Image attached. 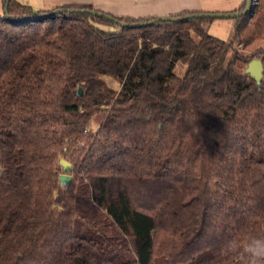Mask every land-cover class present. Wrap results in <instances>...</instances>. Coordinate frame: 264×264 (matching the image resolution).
<instances>
[{"label": "trees", "instance_id": "trees-1", "mask_svg": "<svg viewBox=\"0 0 264 264\" xmlns=\"http://www.w3.org/2000/svg\"><path fill=\"white\" fill-rule=\"evenodd\" d=\"M203 12L148 23L161 16L8 1L0 264H252L248 248L264 256V0L234 17L224 40ZM254 58L259 84L244 71ZM60 157L72 164L67 187Z\"/></svg>", "mask_w": 264, "mask_h": 264}, {"label": "crops", "instance_id": "crops-1", "mask_svg": "<svg viewBox=\"0 0 264 264\" xmlns=\"http://www.w3.org/2000/svg\"><path fill=\"white\" fill-rule=\"evenodd\" d=\"M34 9L51 8L63 3H90L118 17L168 16L187 9L206 11H231L242 0H18ZM0 0V14L3 13Z\"/></svg>", "mask_w": 264, "mask_h": 264}, {"label": "water", "instance_id": "water-1", "mask_svg": "<svg viewBox=\"0 0 264 264\" xmlns=\"http://www.w3.org/2000/svg\"><path fill=\"white\" fill-rule=\"evenodd\" d=\"M8 1L9 0H6L5 4H4V8H3V13H6V10H7V4H8ZM256 4V0H246V6L245 8L242 10V11H239V12H203L200 14V16H203V17H212V18H224V17H238V16H241L247 12H251L253 7L255 6ZM91 13L93 14H98L99 16H105L109 19H111L112 17L109 16V15H106V14H103L102 12H96L94 10L91 11ZM187 18V16H184V17H180V16H161V17H158L156 19H153V20H150L148 23H152L156 20H166V21H179L181 19H185ZM147 23V24H148ZM122 25H126V23L124 22H121ZM262 62L260 59H257V58H254L252 60H250L244 71L246 73H248L250 75V77H252L255 82L257 84L260 83V80L262 78ZM81 93V88L79 87L78 88V91H77V94L79 95ZM58 164L61 166L62 168V172L61 174H59L58 176V182L60 185H62L63 187H67L68 184L70 183L71 179H72V175L70 174L71 170H72V164L64 159L63 157H60L59 158V161H58Z\"/></svg>", "mask_w": 264, "mask_h": 264}, {"label": "rangeland", "instance_id": "rangeland-1", "mask_svg": "<svg viewBox=\"0 0 264 264\" xmlns=\"http://www.w3.org/2000/svg\"><path fill=\"white\" fill-rule=\"evenodd\" d=\"M209 12H215V11H209ZM218 12V11H217ZM222 12V11H220ZM233 22L234 18L232 17H224V18H215L210 26H209V33L224 40L227 39L230 34L232 33L233 29ZM256 44L250 45L246 50L254 48ZM103 79L106 83V85L112 89H118L119 88V83L118 81L113 78L112 76H103ZM96 123L94 122L92 125V128H95ZM58 174L63 173L61 166L58 164ZM70 174L73 177V169L71 170ZM54 195H56V191H54Z\"/></svg>", "mask_w": 264, "mask_h": 264}, {"label": "clouds", "instance_id": "clouds-1", "mask_svg": "<svg viewBox=\"0 0 264 264\" xmlns=\"http://www.w3.org/2000/svg\"><path fill=\"white\" fill-rule=\"evenodd\" d=\"M246 251H248L249 254L255 258L253 260L252 264H256L257 260H260V261L264 262V256L260 255L256 251H253L251 248L246 249Z\"/></svg>", "mask_w": 264, "mask_h": 264}]
</instances>
